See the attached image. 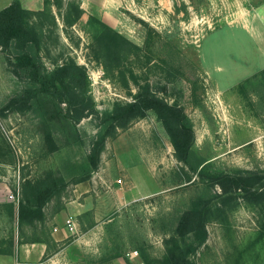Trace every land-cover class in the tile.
Here are the masks:
<instances>
[{"label":"rangeland","instance_id":"374dc122","mask_svg":"<svg viewBox=\"0 0 264 264\" xmlns=\"http://www.w3.org/2000/svg\"><path fill=\"white\" fill-rule=\"evenodd\" d=\"M30 11L26 26L44 68L81 65L97 111L147 86L182 108L191 150L208 172L264 171V0H43ZM12 56L0 47V254L15 259L19 245L41 240L47 264H160L177 216L217 190L176 160L150 110L105 138L86 193L68 182L40 219L17 218L15 197L30 199L29 182L87 154L96 128L81 119L80 141L64 145L54 134L49 152L33 113L2 109L23 85ZM65 215L75 230L63 220L66 237L53 242L49 231ZM205 229L193 264H264L262 203L234 197L212 206Z\"/></svg>","mask_w":264,"mask_h":264},{"label":"trees","instance_id":"16d2710c","mask_svg":"<svg viewBox=\"0 0 264 264\" xmlns=\"http://www.w3.org/2000/svg\"><path fill=\"white\" fill-rule=\"evenodd\" d=\"M30 12L21 6L19 0H11L0 9V47L12 49L11 73L23 83L8 97L2 109L33 113L49 152L57 149L54 134L61 137L64 145L79 142L76 125L83 118H93L96 132L87 154L66 161L56 175L49 172L28 183L31 198L18 201V219H40L44 204L68 182L87 180L98 168L105 138L113 136L116 129L125 127L132 120L144 117L148 110L160 122L176 160L207 186L217 190L198 196L177 216L174 237L165 242L160 264H193L189 256L206 238L205 222L212 206L220 209L234 197L264 205V171L208 172L203 161L191 150L192 127L180 106L165 102L144 86L130 101L115 102L109 110L99 112L87 93L86 73L81 65L67 60L47 71L32 49L36 35L26 26ZM214 201L216 203L212 204Z\"/></svg>","mask_w":264,"mask_h":264},{"label":"crops","instance_id":"0c3cea01","mask_svg":"<svg viewBox=\"0 0 264 264\" xmlns=\"http://www.w3.org/2000/svg\"><path fill=\"white\" fill-rule=\"evenodd\" d=\"M11 0H0V9L4 6H6ZM22 7H24L27 10H41L43 6V0H19ZM87 181V180H85ZM75 185V188L80 189V192H87L88 188L84 181L78 182ZM83 197V201H80L79 205L82 207H85L87 205V200H85ZM63 210H62V209ZM59 211H64L63 206L61 207ZM43 210V208H42ZM58 211V212H59ZM61 212V213H62ZM56 218V217H55ZM66 215L59 219L56 223L58 225H55L52 227V229L49 231V238L53 242H57L61 240L62 238L66 237V231L64 228H62V222L65 220ZM33 246V247H29ZM46 251V243L39 240V241H33L30 244H21L19 245L18 252L16 253V258L13 259L10 254H0V264H11L14 260H26V261H35L38 260L40 256L43 255V253Z\"/></svg>","mask_w":264,"mask_h":264},{"label":"built area","instance_id":"2783aa9c","mask_svg":"<svg viewBox=\"0 0 264 264\" xmlns=\"http://www.w3.org/2000/svg\"><path fill=\"white\" fill-rule=\"evenodd\" d=\"M12 198V195H10ZM15 203L18 202L17 197H15V200L13 201ZM65 228L68 232H74L75 230V221L73 220L72 216H67L64 220ZM11 264H47L46 260H36V261H26V260H14Z\"/></svg>","mask_w":264,"mask_h":264}]
</instances>
